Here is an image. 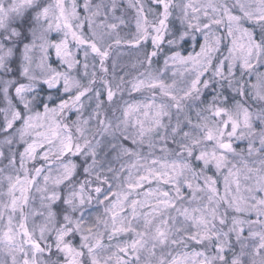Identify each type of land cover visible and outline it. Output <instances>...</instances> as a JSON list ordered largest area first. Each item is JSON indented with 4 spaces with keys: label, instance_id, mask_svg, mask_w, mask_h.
I'll use <instances>...</instances> for the list:
<instances>
[{
    "label": "snow or ice",
    "instance_id": "1",
    "mask_svg": "<svg viewBox=\"0 0 264 264\" xmlns=\"http://www.w3.org/2000/svg\"><path fill=\"white\" fill-rule=\"evenodd\" d=\"M0 264H264V0H0Z\"/></svg>",
    "mask_w": 264,
    "mask_h": 264
}]
</instances>
